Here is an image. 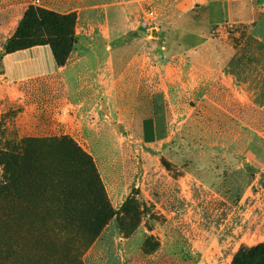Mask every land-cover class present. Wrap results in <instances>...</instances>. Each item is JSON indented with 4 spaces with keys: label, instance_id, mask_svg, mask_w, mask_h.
<instances>
[{
    "label": "rangeland",
    "instance_id": "1",
    "mask_svg": "<svg viewBox=\"0 0 264 264\" xmlns=\"http://www.w3.org/2000/svg\"><path fill=\"white\" fill-rule=\"evenodd\" d=\"M263 5L252 24L221 28L206 5L145 7L141 39L123 40L148 58L137 99H113L111 124L87 133L48 82L4 81L28 5L0 0V260L15 247L9 259L27 264L35 237L76 264L94 240L95 264H230L264 243ZM159 114L167 136L147 142L144 121Z\"/></svg>",
    "mask_w": 264,
    "mask_h": 264
},
{
    "label": "crops",
    "instance_id": "2",
    "mask_svg": "<svg viewBox=\"0 0 264 264\" xmlns=\"http://www.w3.org/2000/svg\"><path fill=\"white\" fill-rule=\"evenodd\" d=\"M172 1L27 0L28 6H39L60 14L75 12L76 42L65 63L60 66L54 63L48 45H36L3 53L1 75L6 83L13 85L28 86L39 80L54 86L57 99L64 102L61 107L63 115L71 110L73 115L70 116L78 118L81 132L95 131L94 126L97 123L105 125L107 122V125H110L113 99L136 100L144 77V69L149 68L145 65L148 58L145 56L141 41L126 44L123 40L132 34L141 39V32L148 25L143 18L145 7H155ZM174 1L186 5L188 11H193L195 5H206L209 25L216 28L237 23L252 24L264 3V0ZM117 53L120 55L115 57ZM117 60L118 72L115 67ZM150 66L152 71L157 68L153 63ZM153 124L167 133L165 116L161 125L158 120L157 122L154 120ZM28 240L30 242L27 243V264H76L75 257L59 258L55 253L54 244L46 245L42 243L44 239L36 237L27 238ZM95 245L94 240L87 247L82 256L83 263L79 256L80 264H95L87 259V256L94 255ZM13 249L15 250V247H8L7 259L0 260V264H15V260L9 259V252L10 250L14 252Z\"/></svg>",
    "mask_w": 264,
    "mask_h": 264
},
{
    "label": "trees",
    "instance_id": "3",
    "mask_svg": "<svg viewBox=\"0 0 264 264\" xmlns=\"http://www.w3.org/2000/svg\"><path fill=\"white\" fill-rule=\"evenodd\" d=\"M76 13L60 14L39 6L29 5L23 16L19 20L17 27L7 41L4 47V53H11L17 50L30 48L36 45H48L57 66L63 65L71 51L76 36L74 32ZM73 44V45H72ZM155 122L161 125L164 115H156L153 119L149 118L144 121L143 138L147 142L162 140L167 133L161 130V127H154ZM70 143L76 147L77 154L82 159L90 160V154L80 148L73 140ZM25 144L23 139L21 144L15 148L17 152L25 153ZM27 150L28 143H27ZM92 182H99V176L92 165ZM112 215L116 216L115 212ZM230 264H264V243L254 246H242L234 255Z\"/></svg>",
    "mask_w": 264,
    "mask_h": 264
},
{
    "label": "built area",
    "instance_id": "4",
    "mask_svg": "<svg viewBox=\"0 0 264 264\" xmlns=\"http://www.w3.org/2000/svg\"><path fill=\"white\" fill-rule=\"evenodd\" d=\"M146 16H148L149 18H153V12H151V11L150 12H147L146 13Z\"/></svg>",
    "mask_w": 264,
    "mask_h": 264
}]
</instances>
